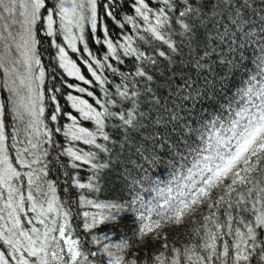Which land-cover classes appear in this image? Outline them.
I'll use <instances>...</instances> for the list:
<instances>
[{"label": "snow or ice", "instance_id": "1", "mask_svg": "<svg viewBox=\"0 0 264 264\" xmlns=\"http://www.w3.org/2000/svg\"><path fill=\"white\" fill-rule=\"evenodd\" d=\"M124 3L127 6L128 0ZM261 4L264 9V0ZM119 7L120 0H56L51 7L46 0H0V89L10 94L0 100V264H264V11L253 13L259 16L256 24L248 15L253 7L249 0H157L155 5L152 0H131L134 15L124 16L122 22ZM105 18L122 30L131 25L135 37L124 35L122 43L114 42ZM138 18L143 21L144 35L139 34L142 25ZM86 25L92 33H103L102 39L95 40L107 47L102 60L89 51ZM173 29L179 33V44L173 39ZM41 30L51 38L55 60L67 76L102 89L110 82L97 69L123 77L113 94L119 100L109 98L104 89L105 99L94 101L99 109L87 99L67 94L71 107L83 121L94 122L95 131L82 126L77 116L62 111L56 95L60 87L50 89L54 108L49 118L57 122L63 115L72 122L63 127L69 140L107 153L109 148L97 143V137L109 141L104 129L108 120L115 119L121 122L125 140L141 145L148 154L145 159L151 157L153 163L158 156L170 154L157 152V146H181L180 137L172 135L178 130L181 136L189 133L187 140H195L199 133L202 142L196 148L187 145L195 153L194 161L186 175L180 174L174 195L176 173L166 187L157 183L152 189L162 202L154 197L146 203L139 193L127 203H100L80 196L81 206L100 210L82 213L86 233L106 222H116L121 213L134 216L136 227L131 236L113 241L108 234L91 235L96 250L74 237L71 211L56 196L53 182L45 179L52 161L47 159L50 153L44 145L54 146V141L53 129L41 119L45 112L41 90L45 68L37 49ZM59 36L71 52L87 53L81 60L94 80L81 74L66 47L57 42ZM137 40L144 44L162 42L171 53H181L187 47V66L180 71L192 75L184 76L178 86L183 89L177 94L178 105L171 96L165 104L163 94L150 83L154 77L146 62L156 65L157 60L135 46ZM78 43L83 44L82 50ZM158 55L174 62L165 51ZM122 57L138 62L134 72L122 73L109 62L122 65ZM253 63L255 69L243 81L238 99L227 100L230 120L225 122L220 116L211 121L203 116L193 118L225 100L237 74L247 72ZM37 66L39 74L34 75ZM136 77L148 82L143 90ZM64 84L77 93L94 95L85 87ZM118 103L120 108L110 110L109 106L114 108ZM234 103L239 106L234 108ZM9 111L15 121L10 134L6 125ZM197 123L200 128L194 126ZM205 127L210 132L207 136ZM54 131L60 133L62 128ZM61 155L71 158L74 169L82 163L93 170L88 183L74 181L79 189L99 192V181L106 172L120 170L119 160L113 162L111 156L97 162L96 153L72 147Z\"/></svg>", "mask_w": 264, "mask_h": 264}, {"label": "trees", "instance_id": "2", "mask_svg": "<svg viewBox=\"0 0 264 264\" xmlns=\"http://www.w3.org/2000/svg\"><path fill=\"white\" fill-rule=\"evenodd\" d=\"M56 0H46V4L51 7L55 4ZM99 2V0H98ZM250 3L253 4L252 8L248 9V15L252 19L253 23H259V16H253V13H261L264 11L262 9L261 0H249ZM157 0H152V4L155 5ZM131 0H128V5L126 6L124 0H120V7L118 9L120 15L119 18L123 22V17L126 15H134V11L130 8ZM98 11H100L98 9ZM43 12V10H42ZM105 22L107 23L110 29V38L114 42L122 43L124 35H133L135 37L136 33L132 30V26L128 25L126 29H120L118 25L115 24L110 18H105ZM138 23L142 25L140 29V35H144L143 32V21L139 20ZM39 27V24H38ZM178 28V26H177ZM173 39L177 44L180 43L179 33L176 29H173L172 32ZM37 38L41 41L40 44L37 45L38 55L40 56L41 64L45 68V80L43 85H41V90L44 92V100L43 106L51 109L49 111V116H46L45 108L43 119L44 123L50 128L53 129V145H44L50 153L48 160L52 161L49 164V175L45 178L53 182L56 187V196L59 200L65 205L66 208H69L71 211V216L69 218V222L71 224V228L73 230V235L79 236L82 239V242L86 244L87 247L92 248V250H96V246L91 244V235H104L108 234L112 237L113 241L118 240L124 235L131 236L132 231L136 227V223L133 219H129L127 217L130 213H121L123 215L118 218L116 222H106L105 224L99 225L96 229L92 231V233H86L82 227L83 224V216L82 213L84 211H88L90 213H95L100 211L91 206H81L79 203V198L81 195L86 196L88 199H92L96 202L106 203V202H124L127 203L134 195L139 193L144 197L145 202L153 201V198L161 199L162 197H157V193L152 189L156 188L157 183H159L160 188L166 187L168 182L172 180L173 173L177 174V179L172 180V187L174 189L173 195L175 194V189L177 184L180 182V174H187V169L192 166L194 161L195 153L191 152L187 145L191 144L193 148L198 146H202V142L199 140V133L196 134L195 140H187L188 132H184L183 136H181L180 131L174 132L173 138L180 137V147L179 148H160L157 146V152L164 153L168 152V155L158 156L156 158L157 162L153 163L151 157L145 159L147 153H143L142 146L132 142L131 140H125V136L123 134V128L121 122L115 119H110L106 122V127L104 131L110 136L109 141H104L102 137H97V143L106 146L109 148V152L105 153L101 150L95 148L94 145H85L82 141H71L67 137L63 135V127L65 125H70L72 122L66 117L61 115L58 117L57 122H52L50 120V115L53 111L54 105L50 99L52 92L50 89L54 87H60L61 92L56 93L57 99L61 104L63 112H69L72 115L77 116V119L81 121L82 126L89 128L90 131H95V124L91 121H83L79 116V113L75 109L71 107V101L67 100V94L70 92L74 96H80L83 99H87L89 103H93L99 109V106L95 105L94 101L96 98L101 100L105 99L104 89H107L109 92V98H116L113 94L115 93L116 85L120 84L123 77L118 74L112 73L110 70H101L97 69L98 74L107 77V80L110 83H106L104 88L102 89L99 85H85L82 81L76 80L75 77H69L64 72L63 69H60L57 61L55 60L56 49L51 46V38L46 37L41 30L37 34ZM96 38H103V33L101 30H98L96 33H92L90 30V26H85V39L89 45V51L93 53L98 59H103V56L107 54V47L103 44H97L95 42ZM58 43H61L63 46V37L59 36L57 39ZM81 50L83 49V44L77 45ZM140 48L141 51H144L146 55L152 56L157 60L156 65L148 64L146 62V68L151 75L154 77V81L150 82L154 85V88L159 89V93L163 94L164 103L169 104V97H172V102L175 104H179V100L177 99V94L183 91L182 88L178 87L180 82L184 76L192 75L188 72H181V68H186L187 66V58H188V49L185 46L184 51L181 53H171L167 48V45H164L159 41H152L150 44H144L137 40V44L135 45ZM213 45H210L212 47ZM66 50L69 52V56L76 61L77 66L81 69V74L85 76L86 79H93L91 73L87 69V65L83 63L81 60V55L87 58V53H73L70 49ZM159 51H165L167 55H170L173 58L172 63L165 57H160L158 55ZM227 51L225 47V52ZM252 49H249V54L251 55ZM122 55V53H121ZM125 60L124 64H118L114 60H109L110 63L120 69L122 73H131L135 71V68L138 66V62H135L134 58L131 57H122ZM252 59H255V56H252ZM245 62L248 63V58L246 57ZM55 68L56 71L53 73L52 69ZM255 69V64H251L250 69L247 72H241L237 74L236 78L229 85L231 91L228 92L225 100H221L215 108H207L206 111L200 112L199 114H194L193 118H198V116H203L205 121H211L216 116H220L222 120L227 122L230 120L231 113L226 110L227 109V100H231L236 97L238 99V91L243 86V81L247 78V75L250 74ZM173 70H175V74H173ZM33 74H39V68H33ZM55 75L56 79L53 80L52 76ZM3 79V73L0 71V81ZM140 81L139 87L143 90L148 82H145L139 77L135 78ZM231 79V78H230ZM64 81L68 83H72L74 85H78L80 87H85L89 91H93V97H88L86 93H77L74 88L69 89L64 84ZM38 84L39 81H36ZM10 94L3 89H0V100H6ZM242 103V102H241ZM238 104H233V107H238ZM9 109L11 105H8ZM110 110L115 111L117 108H120L121 105L118 103L114 108L109 106ZM187 110V109H185ZM222 113V115H221ZM183 115V113H182ZM15 124V121L12 118V114L9 111L6 115V125L8 126V132L11 133L12 126ZM197 128L201 127L200 123L194 125ZM56 127H61L62 131L60 133H56L54 129ZM205 135H209L210 132L208 128L204 129ZM144 135H147L145 133ZM167 135V133H165ZM23 139V136L20 137ZM171 143V141H169ZM72 147L74 149H80L83 151H90L97 154V162H104L110 156L115 162L117 159L119 160L120 170L109 171L103 176V178L99 181L100 191L94 192L89 189H79L75 186L74 181L79 180L81 183H88L89 178L93 175V170H91L89 165L80 164L79 168H72L71 165L73 161L70 157L66 155H61L64 149ZM140 147L141 151L137 152L136 149ZM59 157V159H57ZM67 173V175H65ZM132 180L139 181L137 184H133ZM127 181V182H126ZM26 185V180H25ZM132 188L135 194H131ZM25 195H27V189H24ZM166 195V194H165ZM207 214V213H204ZM29 215H33L29 213ZM199 220L200 217L198 216ZM176 230H172L174 233ZM226 239L231 240L230 237H226ZM95 259V258H92Z\"/></svg>", "mask_w": 264, "mask_h": 264}, {"label": "rangeland", "instance_id": "3", "mask_svg": "<svg viewBox=\"0 0 264 264\" xmlns=\"http://www.w3.org/2000/svg\"><path fill=\"white\" fill-rule=\"evenodd\" d=\"M48 111H46V116H49V111L51 112V109L48 108V107H45ZM10 134V133H9ZM131 194H135L133 188H132V191H130ZM166 194V193H165ZM123 214H121L122 216ZM123 217L125 218V215H123ZM127 217H129V219H133L134 220V216L130 213Z\"/></svg>", "mask_w": 264, "mask_h": 264}]
</instances>
